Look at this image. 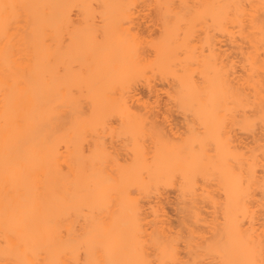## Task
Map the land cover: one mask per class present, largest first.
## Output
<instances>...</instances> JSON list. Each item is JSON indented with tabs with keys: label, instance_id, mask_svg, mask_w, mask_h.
Masks as SVG:
<instances>
[{
	"label": "bare ground",
	"instance_id": "bare-ground-1",
	"mask_svg": "<svg viewBox=\"0 0 264 264\" xmlns=\"http://www.w3.org/2000/svg\"><path fill=\"white\" fill-rule=\"evenodd\" d=\"M0 264H264V0H0Z\"/></svg>",
	"mask_w": 264,
	"mask_h": 264
},
{
	"label": "rangeland",
	"instance_id": "rangeland-1",
	"mask_svg": "<svg viewBox=\"0 0 264 264\" xmlns=\"http://www.w3.org/2000/svg\"><path fill=\"white\" fill-rule=\"evenodd\" d=\"M140 92H141V94L144 97H146V98L149 97V93H148V91L146 89L142 88L140 90ZM165 104H166V96L163 94L162 97L160 98V106H159L160 108L159 109H161V108L164 109L165 108ZM174 119L176 120L175 122L180 123V117L177 116V117H174ZM170 197H171V200H174V195L173 194H171ZM172 213L175 214V212L173 210H172ZM174 214H172L171 216H174ZM172 218H174V217H172Z\"/></svg>",
	"mask_w": 264,
	"mask_h": 264
}]
</instances>
